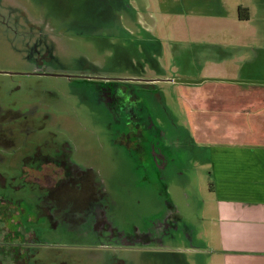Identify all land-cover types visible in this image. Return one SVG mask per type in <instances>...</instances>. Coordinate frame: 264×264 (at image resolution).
Wrapping results in <instances>:
<instances>
[{
    "label": "rangeland",
    "instance_id": "rangeland-1",
    "mask_svg": "<svg viewBox=\"0 0 264 264\" xmlns=\"http://www.w3.org/2000/svg\"><path fill=\"white\" fill-rule=\"evenodd\" d=\"M244 2L240 11L238 0H0V67L26 74L9 78V100L49 116L43 140L53 132L71 142L117 204L109 247L59 224L57 264H242V254L227 259L212 222L207 148L264 139V0ZM85 74L157 81L162 168L108 145L98 121L108 119L84 105L74 78ZM126 240L139 250L123 249Z\"/></svg>",
    "mask_w": 264,
    "mask_h": 264
},
{
    "label": "flooded vegetation",
    "instance_id": "flooded-vegetation-1",
    "mask_svg": "<svg viewBox=\"0 0 264 264\" xmlns=\"http://www.w3.org/2000/svg\"><path fill=\"white\" fill-rule=\"evenodd\" d=\"M3 66L0 67V264H57L53 254L58 244L57 227L61 224L62 229H69L70 222L73 228L86 230L89 235L94 232L93 246L113 245L119 232L111 211L117 204L107 193L104 180L87 161L80 164L73 158L75 147L68 140H58L53 132L43 140V122L49 116L43 113V118L37 117L22 102L9 100V78L26 74L9 72ZM66 77L73 81L72 76ZM74 78L81 80L84 105L94 107L98 118L108 119L98 120L108 134V145L136 152L141 161L160 168L166 164L165 129L151 105L154 101L163 104L157 81L86 74ZM43 164L50 166V175L43 174ZM43 177L50 178L51 183L42 186ZM124 243L125 250H139L132 241Z\"/></svg>",
    "mask_w": 264,
    "mask_h": 264
},
{
    "label": "crops",
    "instance_id": "crops-1",
    "mask_svg": "<svg viewBox=\"0 0 264 264\" xmlns=\"http://www.w3.org/2000/svg\"><path fill=\"white\" fill-rule=\"evenodd\" d=\"M236 6L245 9L248 4L238 0ZM259 102L264 108V96ZM207 150L217 212L212 222L222 232L231 256L226 258L242 254V264H264V139L217 143Z\"/></svg>",
    "mask_w": 264,
    "mask_h": 264
},
{
    "label": "trees",
    "instance_id": "trees-1",
    "mask_svg": "<svg viewBox=\"0 0 264 264\" xmlns=\"http://www.w3.org/2000/svg\"><path fill=\"white\" fill-rule=\"evenodd\" d=\"M244 9L243 8H240V11H243Z\"/></svg>",
    "mask_w": 264,
    "mask_h": 264
}]
</instances>
